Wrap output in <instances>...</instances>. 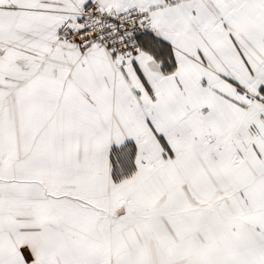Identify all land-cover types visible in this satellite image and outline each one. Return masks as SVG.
Segmentation results:
<instances>
[{"label": "snow or ice", "instance_id": "6c2138e0", "mask_svg": "<svg viewBox=\"0 0 264 264\" xmlns=\"http://www.w3.org/2000/svg\"><path fill=\"white\" fill-rule=\"evenodd\" d=\"M0 264H264V0H0Z\"/></svg>", "mask_w": 264, "mask_h": 264}]
</instances>
